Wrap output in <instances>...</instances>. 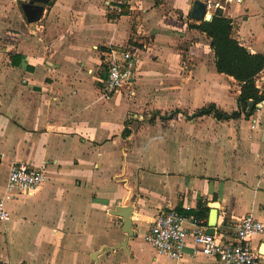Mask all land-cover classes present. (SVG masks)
I'll return each mask as SVG.
<instances>
[{
    "label": "crops",
    "instance_id": "0c3cea01",
    "mask_svg": "<svg viewBox=\"0 0 264 264\" xmlns=\"http://www.w3.org/2000/svg\"><path fill=\"white\" fill-rule=\"evenodd\" d=\"M196 1L50 0L29 23L18 0H0V198L13 164L47 175L34 195L7 201L0 264H220L193 256L191 241L181 260L159 256L144 234L167 206L194 217L208 209L196 217L206 231L217 210L215 233L227 238L247 215L264 223V100L248 118L195 116L211 104L236 112L241 93L218 73L211 39L191 27L201 22ZM199 1L264 56V0ZM128 44L142 54L134 94L106 99L103 54ZM256 86L264 96V70ZM119 206L134 208L128 250L117 248L127 238L110 213ZM251 245L259 251L264 234Z\"/></svg>",
    "mask_w": 264,
    "mask_h": 264
},
{
    "label": "built area",
    "instance_id": "2783aa9c",
    "mask_svg": "<svg viewBox=\"0 0 264 264\" xmlns=\"http://www.w3.org/2000/svg\"><path fill=\"white\" fill-rule=\"evenodd\" d=\"M229 4L242 5L245 0H226ZM216 4L215 8H221ZM223 8V7H222ZM103 66L107 70V79L102 82V95L111 99L118 91L134 86L136 68L142 59L141 49L135 44H128L124 50L105 52ZM47 179L45 166H31L16 163L10 167L6 194L0 198V223H9L13 219L7 207V201L17 195L32 196ZM187 210L192 208L187 206ZM191 226V229L186 227ZM264 234V223L252 215H247L235 226L234 238H227L217 233L209 234L204 228V221L194 216H184L175 208L167 206L159 211L149 230L144 234V241L157 255L172 260H181L192 243V255L215 257L220 264H264V256L251 245L252 240Z\"/></svg>",
    "mask_w": 264,
    "mask_h": 264
},
{
    "label": "trees",
    "instance_id": "16d2710c",
    "mask_svg": "<svg viewBox=\"0 0 264 264\" xmlns=\"http://www.w3.org/2000/svg\"><path fill=\"white\" fill-rule=\"evenodd\" d=\"M191 27L211 39L210 46L215 54L218 73L233 77L241 86L238 111L229 114L211 104L199 110L195 116L213 115L218 121L237 119L242 115L250 117L257 105L264 100L256 86V78L264 70V56L250 53L232 36L233 21L225 17L220 10H217L210 20H203ZM208 211L201 206L194 215L201 219L207 216Z\"/></svg>",
    "mask_w": 264,
    "mask_h": 264
},
{
    "label": "water",
    "instance_id": "95a60500",
    "mask_svg": "<svg viewBox=\"0 0 264 264\" xmlns=\"http://www.w3.org/2000/svg\"><path fill=\"white\" fill-rule=\"evenodd\" d=\"M49 2L50 0H29L28 2L22 3L21 7L27 21L29 23H34L39 21L42 18L45 10L44 6L47 5ZM206 11H207V5L204 2L197 0L194 3L191 16L195 20L202 21L206 18L205 20L208 21L211 19L212 15L206 14ZM133 212H134V208L132 206H119L115 210H112L110 212L113 216L123 219L124 224L122 231L127 235L126 241L124 243L119 244L117 248H124L125 250H128L127 242L129 239L134 237V232L132 230ZM217 221H218V211L213 209L210 214V221H209L210 228L207 230L209 234L211 235L215 234V226ZM263 248L264 245L259 250V253L264 256ZM106 250L108 251L110 249H106ZM91 258L97 261V255L93 254Z\"/></svg>",
    "mask_w": 264,
    "mask_h": 264
},
{
    "label": "rangeland",
    "instance_id": "374dc122",
    "mask_svg": "<svg viewBox=\"0 0 264 264\" xmlns=\"http://www.w3.org/2000/svg\"><path fill=\"white\" fill-rule=\"evenodd\" d=\"M20 2H21V3H24V0H18V4H19V6H21V5H20ZM148 118H150V117L148 116ZM145 245H146V247H147V244H145Z\"/></svg>",
    "mask_w": 264,
    "mask_h": 264
}]
</instances>
